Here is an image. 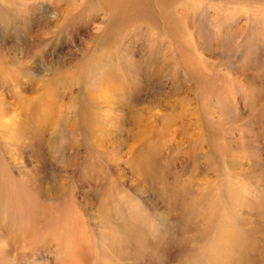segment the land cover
<instances>
[{
  "label": "rangeland",
  "instance_id": "rangeland-1",
  "mask_svg": "<svg viewBox=\"0 0 264 264\" xmlns=\"http://www.w3.org/2000/svg\"><path fill=\"white\" fill-rule=\"evenodd\" d=\"M116 1L0 44V264H264V0Z\"/></svg>",
  "mask_w": 264,
  "mask_h": 264
},
{
  "label": "bare ground",
  "instance_id": "bare-ground-1",
  "mask_svg": "<svg viewBox=\"0 0 264 264\" xmlns=\"http://www.w3.org/2000/svg\"><path fill=\"white\" fill-rule=\"evenodd\" d=\"M165 1H167V0H117L112 5V6H114L113 7V14H115L118 17H120L122 15H124V16L126 15L127 16L128 14L129 15H147V14H149V15L150 14L158 15V14L161 13V9L160 8L162 7V5H163V3ZM148 4L151 7H155L157 9L150 10V7L147 6ZM82 6H83L82 4H79L78 5V9L77 8H75V9L71 8L72 7L71 0H0V20H4L5 19L7 21V23H5V21H4L3 24H8L9 25V27L6 26V25H4V27H0V44L1 45H5V44L8 43L7 40L11 39V34L8 31H9L10 27H11V29H13V26L16 25V21H18L19 18L22 17L21 14L26 16L25 18L28 17L27 19H30V21L31 20H33V21L41 20V19L45 18V19H47L49 21H54L55 22V21H58L59 19H61V20H63V26L61 27L62 28L61 30L63 32V31H66L67 26L64 24V22L66 23L68 18L72 17L74 14H76L77 16H79V15L82 16L84 14L83 13L84 11H82ZM196 8H197V6L195 7V9ZM204 11H205L204 8L199 10V12H202V14H203ZM121 19H123V18L121 17ZM216 24H219V22L216 21ZM215 27H216V25H215ZM3 28H5L6 30H4ZM13 30H15V29H13ZM253 30L254 29H252V31ZM218 31H220V30H218ZM221 33H222V31H221ZM254 35H256V38H258L257 34H254ZM226 40H227V38H226ZM46 53H48L50 55L52 54V52H51V44L50 43L47 44ZM51 62H52L51 57L50 56L49 57L45 56L42 60H38V61L34 62V64H36V66H38V65L39 66L40 65H42V66L49 65L50 66ZM8 94H12V93L7 91L6 86L4 85L3 81L0 80V109L2 107V101L5 99V97ZM138 115L139 114H137V116ZM168 123H166V124L168 125ZM177 128H180V127H177ZM180 130H181V128H180ZM161 132H160V134H161ZM148 173H149V171H148ZM150 174H151V172H150Z\"/></svg>",
  "mask_w": 264,
  "mask_h": 264
}]
</instances>
